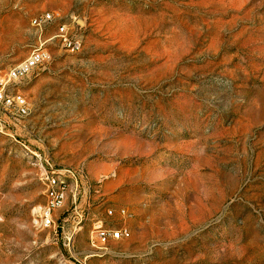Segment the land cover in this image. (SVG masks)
<instances>
[{
    "label": "rangeland",
    "instance_id": "rangeland-1",
    "mask_svg": "<svg viewBox=\"0 0 264 264\" xmlns=\"http://www.w3.org/2000/svg\"><path fill=\"white\" fill-rule=\"evenodd\" d=\"M39 46L0 109V264H264V0H0V76Z\"/></svg>",
    "mask_w": 264,
    "mask_h": 264
},
{
    "label": "built area",
    "instance_id": "built-area-1",
    "mask_svg": "<svg viewBox=\"0 0 264 264\" xmlns=\"http://www.w3.org/2000/svg\"><path fill=\"white\" fill-rule=\"evenodd\" d=\"M54 16L51 13L43 14L33 20V24L42 28L48 22L53 21ZM59 36H61L62 44L65 48L78 51L81 48L79 40H72L67 36L66 26L64 24L59 27ZM51 60L50 51L43 46L35 48L31 54L23 61L14 65L5 76H0V109H11L17 115L23 116L29 110V104L26 98L20 93H11L9 86L14 81H19L35 70L44 66ZM47 204L43 208V212L39 214L41 225L50 227L54 222V210L59 207L65 199L64 181L60 174L55 173L48 178ZM125 213V210H123ZM109 214H113V210H108ZM130 232L127 229H107L101 224L95 226V237L102 243H107L109 240H119L129 237Z\"/></svg>",
    "mask_w": 264,
    "mask_h": 264
}]
</instances>
